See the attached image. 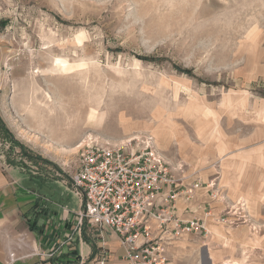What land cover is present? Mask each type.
Wrapping results in <instances>:
<instances>
[{"label":"rangeland","instance_id":"1","mask_svg":"<svg viewBox=\"0 0 264 264\" xmlns=\"http://www.w3.org/2000/svg\"><path fill=\"white\" fill-rule=\"evenodd\" d=\"M140 136L247 229L222 264H264V0H0V169L54 178L42 194L77 212L81 148Z\"/></svg>","mask_w":264,"mask_h":264},{"label":"built area","instance_id":"2","mask_svg":"<svg viewBox=\"0 0 264 264\" xmlns=\"http://www.w3.org/2000/svg\"><path fill=\"white\" fill-rule=\"evenodd\" d=\"M3 152L0 146V163ZM182 172L148 136L114 145L94 141L81 148L77 172L70 176L75 193L83 198L75 230L79 237L90 234L99 255L96 264H106L108 234L119 238L127 264H167L169 244L184 234L207 232L204 221L175 216L176 204L191 201L202 185L197 181L180 188L177 175ZM78 262L89 264L82 256Z\"/></svg>","mask_w":264,"mask_h":264},{"label":"crops","instance_id":"3","mask_svg":"<svg viewBox=\"0 0 264 264\" xmlns=\"http://www.w3.org/2000/svg\"><path fill=\"white\" fill-rule=\"evenodd\" d=\"M241 164H236L234 171L227 170L221 174V186L227 187L233 195L244 188L239 186V179L246 165L240 167ZM36 174L29 175L26 170L8 167L5 171L0 169V264H79L81 256L86 263L96 264L99 255H96L90 234L79 237L75 230L76 215L83 207L77 212H71L67 207L62 212L57 211L54 202L42 193L59 181L46 178L44 173H39L38 176ZM180 174V188L201 181L199 178L187 180L184 172ZM231 175L234 177H230ZM34 180L41 184L42 189L32 187L31 182ZM208 202L207 194L200 189L191 201L181 200L176 204L175 216L183 221H204L211 230L210 237L222 243L221 247L214 251L210 244H204L201 234H184L166 247L167 264H199L200 259L204 264H212L210 252L220 253L221 258L217 264H222L228 251L227 244L239 246L242 240L245 244L248 239L247 229L225 227L218 223L215 213L220 212V205ZM242 202V199L239 200V204ZM242 206L245 207L244 204ZM237 207L238 205L235 206L236 210ZM211 212L214 213L213 218ZM171 228L172 225L169 226ZM106 237L109 252L106 264H127L123 259L125 251L119 238L109 234Z\"/></svg>","mask_w":264,"mask_h":264},{"label":"bare ground","instance_id":"4","mask_svg":"<svg viewBox=\"0 0 264 264\" xmlns=\"http://www.w3.org/2000/svg\"><path fill=\"white\" fill-rule=\"evenodd\" d=\"M35 109V108H34ZM42 113H43V111H42ZM37 114V113H36ZM41 114V113H40ZM53 114V113H52ZM51 114V115H52ZM97 114V116L100 118L101 117V119H103L104 118V115H100V114H98V113H91L90 114V116H89V118H93L95 115ZM38 115V114H37ZM50 115V116H51ZM52 117V116H51ZM56 119H57V117H56ZM42 122H43V124H44V122H46V124H54L51 120H49V117L48 116H46V115H44V114H42ZM47 126V125H46ZM45 126V127H46ZM49 127V126H48ZM73 184V183H72ZM214 258V257H213ZM224 262H226V260L224 261ZM229 263H231V261H229Z\"/></svg>","mask_w":264,"mask_h":264}]
</instances>
